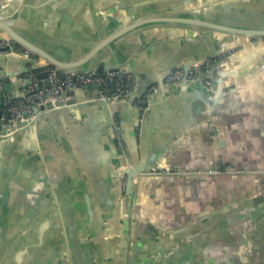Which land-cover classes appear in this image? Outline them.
<instances>
[{
  "label": "crops",
  "instance_id": "obj_1",
  "mask_svg": "<svg viewBox=\"0 0 264 264\" xmlns=\"http://www.w3.org/2000/svg\"><path fill=\"white\" fill-rule=\"evenodd\" d=\"M242 1L13 0L26 4L34 39L64 59L141 14L218 19L243 11ZM170 25L138 29L96 58L130 67L140 88L157 85L159 71L180 60L225 52L212 68L215 88L162 96L136 142L132 112L124 114L122 164L145 166L124 207H116L115 148L97 106L40 120L9 143V154L0 147V207H49L43 197L51 189L57 209L62 202L80 220L75 231L91 264H264V39ZM19 60L2 65L23 72ZM123 108V101L109 106L119 115ZM209 120L222 131L220 147L212 146ZM85 194L99 231L87 229L86 208L77 210L88 207Z\"/></svg>",
  "mask_w": 264,
  "mask_h": 264
},
{
  "label": "water",
  "instance_id": "obj_2",
  "mask_svg": "<svg viewBox=\"0 0 264 264\" xmlns=\"http://www.w3.org/2000/svg\"><path fill=\"white\" fill-rule=\"evenodd\" d=\"M25 6L26 4L16 6L13 0L12 3L9 0H0V42H4L3 45H0V107L5 100L13 102L27 95L30 92L29 87L33 84L36 85V88L47 87L50 73L62 79L67 73L118 70L120 80L123 81L124 75L132 73L130 67L125 64L100 63L96 58L101 56L100 50L103 47L149 25L177 24L209 33L218 32L257 41L264 39V0H243L237 6L243 11L227 12L218 19L185 17L170 13L141 14L130 18L122 27L98 41L86 53H82L73 59H64L57 57L34 39L28 26L29 21L25 19L23 14ZM224 53H201L169 65L163 71H159L161 75L157 77L156 89L153 92L148 91L151 84L147 81L139 88L138 80L142 78H137L132 73L133 78H131L127 92L110 96L105 100L99 98L102 91L99 85L82 86L62 93L52 101L33 106L30 116L24 113L20 120L10 125L0 123V147L4 154H9L7 149L10 148L8 150H11L12 148L13 150V145L10 147L11 144L9 143L28 134V131L40 120L51 116L57 118L58 113H62L65 109L97 106L106 124L108 136L112 139L115 148L116 160L114 161L113 179L115 189L113 190L115 192L114 198L117 200L116 207L122 208L127 198L134 193L136 175L145 171L143 163L133 166L122 164L125 142L124 114L132 112L131 120L136 132V142V139L142 136L150 108L159 103L165 95L171 94L179 88L195 92L200 89L212 90L215 88L216 83L212 76L214 65L205 73L200 68V64L206 58H217ZM7 58L16 61L18 58L19 61L25 62L23 72L14 74L10 70H6L2 64ZM263 63L262 67L264 68ZM192 67L197 69L198 73L205 74L203 76L211 82L209 87H206L201 80L195 81L188 78V71ZM177 69L184 71L183 79L177 83L167 84L165 77ZM22 73L26 75L22 76ZM110 88L113 92V82L110 83ZM80 89L83 90L82 96L77 95V91ZM122 101L124 104L122 112L124 111V113H120V115L112 113L109 106L112 103ZM114 121L119 127V139L114 129ZM208 122L212 146L220 147L222 131L212 120ZM57 124L60 125L58 121ZM122 178L125 180L124 184H122ZM43 198L49 201V207H15L17 209L14 211L11 210V207H0V264H58L61 261H63L62 264H91L90 260L84 258V249L87 245L79 243L78 235L80 236V234L77 235L75 231L80 220L74 215V212L64 207L62 202L59 204L60 211L57 209L59 198L52 196L51 189L48 196ZM82 199L85 200L84 203L88 207H77V210H80L82 214L83 208H86L84 214L87 216L86 218L83 216L82 220L91 226L97 217L95 218L91 207L90 197L85 194ZM72 201L73 199H69L70 204L66 205H72ZM86 227L79 230H85ZM87 229L99 231L101 227L98 225L97 227H87ZM87 248L86 251L89 252V247Z\"/></svg>",
  "mask_w": 264,
  "mask_h": 264
},
{
  "label": "built area",
  "instance_id": "obj_3",
  "mask_svg": "<svg viewBox=\"0 0 264 264\" xmlns=\"http://www.w3.org/2000/svg\"><path fill=\"white\" fill-rule=\"evenodd\" d=\"M4 42H0L3 45ZM210 59L206 58L201 64L200 68L207 73L211 68ZM264 66V63H263ZM205 74L198 73V70L191 68L188 71V78L195 81H203L206 87H209L211 82L203 76ZM123 81L120 80V72L118 70L107 71H90L82 73H67L61 79L58 76H54L53 73L49 74V85L44 88H36L33 84L29 87L30 92L22 98H19L13 102L4 101L0 107V123L3 125H10L13 122L20 120L24 113L29 116L32 113V107L41 103L52 101V99L60 96L62 93H67L70 90L80 88L87 85H99L101 86V94L99 98L105 100L110 96H116L127 92L130 85L131 78L128 75L123 76ZM184 77V71L177 69L165 77L167 84L177 83ZM114 83V91L111 92L110 83ZM156 89L155 85H151L148 89L149 92H153ZM114 129L119 139V127L116 121H114ZM124 178H122V184H124Z\"/></svg>",
  "mask_w": 264,
  "mask_h": 264
},
{
  "label": "flooded vegetation",
  "instance_id": "obj_4",
  "mask_svg": "<svg viewBox=\"0 0 264 264\" xmlns=\"http://www.w3.org/2000/svg\"><path fill=\"white\" fill-rule=\"evenodd\" d=\"M218 60V57L217 58H213V59H210V64L211 66L214 65Z\"/></svg>",
  "mask_w": 264,
  "mask_h": 264
}]
</instances>
